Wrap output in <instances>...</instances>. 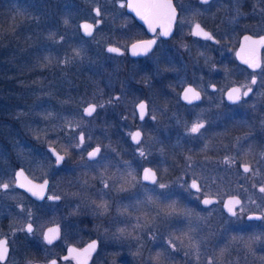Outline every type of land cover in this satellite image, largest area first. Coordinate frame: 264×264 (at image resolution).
Here are the masks:
<instances>
[{
  "label": "rangeland",
  "instance_id": "374dc122",
  "mask_svg": "<svg viewBox=\"0 0 264 264\" xmlns=\"http://www.w3.org/2000/svg\"><path fill=\"white\" fill-rule=\"evenodd\" d=\"M11 1L10 8L14 6L13 14L19 19L12 22L8 28L0 20V54L4 53V57H0V78L10 83L5 84L8 86L7 89L0 86V183L8 182L13 185L11 174L17 166L25 169L28 175L36 180L54 176L51 193L62 196L63 202L60 206L48 202L44 205H34L25 197L14 193L13 187L7 191H0V238L7 236L10 245V255L6 264H14L17 260L22 240H40L43 227L52 222L63 226L61 243L79 242L82 245L96 238L99 241L98 250L103 252L113 251L114 246L122 247L126 251H129L130 246H135L137 251L143 247L150 249L157 245L163 249H171L168 242L172 240L180 251L174 253L176 257L170 256L172 252H163V256L162 253H156L162 257L168 256L164 259L168 261L165 264H209V258H212L213 264H251L250 259L257 244V240L253 241L252 238L264 237V219L255 223L247 221L245 215L264 210V193L259 192V186L264 184L262 156L264 143L253 149L249 148L244 155L241 153L240 156H232L242 163L250 164L253 169L260 170L259 174L254 176L251 173H238L239 186L232 184L220 188L208 187L205 179L201 177L199 182L203 191L196 193L189 190V179L200 177L202 173L200 167L203 165L202 160L195 161L187 150L181 149L182 159L179 162L180 167L177 168L179 172L174 178V181H177L176 186L173 188L169 186L166 189H160L158 185L144 187L137 170L141 167L143 159L157 160L160 156L158 153H161L156 151L157 140L154 135L145 136L140 145L127 150L130 159L121 160V154L124 152L122 150L116 152L112 147V143L106 138L109 133L107 126L97 124L98 114L91 117L82 114L87 102L75 105L76 108L72 109L70 118L64 119L59 103L52 100L50 87L52 76L50 74L47 80L44 73L42 74L54 66L70 65L76 58L83 57L90 66L94 55L100 54L103 57L102 61L105 62L111 59L103 49L115 32L112 22L124 20L121 12L122 2L87 0L89 1L87 7L82 0L79 2L71 0L70 4L66 2L63 7L57 4L56 10L54 5L58 0L51 3L52 5H46L45 2L36 5V0H32L31 3H28L30 0ZM93 6L101 10L99 17L101 25L96 27L92 37L84 38L77 24L82 18L95 21L97 17L91 11ZM261 8H264V4H260L259 9ZM58 14L63 19L60 17L59 19ZM65 18L69 20L67 25L64 24ZM255 31H264V14L260 13V23ZM22 34L26 43L20 46L19 37ZM224 48L228 51L226 47ZM7 50L10 51L6 52ZM74 50H79L80 56H75ZM191 58L185 59L181 52L179 68L218 69L213 64L209 67L205 59ZM65 60L69 62L62 63ZM18 63L21 65L19 70L14 67ZM30 64L32 68L29 67ZM224 71V82L227 85L252 87L253 94L248 100L259 102V105L251 106L259 107L258 116L262 119L257 126L264 127V71L250 74L236 67ZM238 74H242L239 81L236 79ZM253 76L256 77V84L250 83ZM185 78L186 75L180 77L181 85ZM20 90L24 93L22 104L9 103L10 100L5 99L10 96L20 97ZM24 98H29L30 101L25 102ZM98 103L97 105L101 104L102 108L107 109L106 103ZM97 108L99 110L100 107ZM243 110L247 111L246 106ZM199 114L201 115V112ZM70 122L74 126L78 125L75 131L69 127ZM123 126L122 132L128 137L132 130L131 125ZM80 132L84 133L85 143L78 148L76 144ZM48 145L56 147L68 159L71 156L85 157L86 152L95 145H100L102 152L95 162L83 161L86 171L89 172L86 179H74L73 183L61 188L60 184L65 180L58 178L59 172L54 168V160L46 150ZM140 148L145 151L144 157L139 153ZM153 150L156 152L151 156ZM187 157H191V167ZM69 162L63 168L68 175L75 167ZM166 174L163 172V175ZM105 182L108 184L107 188L104 186ZM74 183L78 185L75 191L69 189ZM97 183L98 189L95 188ZM171 190L178 191L184 201L178 204L177 199L171 196ZM230 194L242 198L243 211L240 210V206L235 217L223 214L220 204L205 208L199 202L203 195L223 198ZM95 196L99 199L97 200ZM141 197L145 199L144 205L140 203ZM102 200L108 204L107 211L97 209L95 206ZM173 202L174 212L169 208ZM191 202H195L197 207H191ZM18 205L23 206L24 212L20 211ZM29 211L35 229L34 234L19 231L29 222L27 216ZM109 213L113 215L115 213V218H107ZM120 229H124V232L121 233ZM186 232L192 238L191 242L183 235ZM249 244L251 250L247 246ZM122 254L127 255V252ZM132 254L140 255L138 252ZM148 255L151 257L147 260L153 262L161 260L152 253Z\"/></svg>",
  "mask_w": 264,
  "mask_h": 264
},
{
  "label": "flooded vegetation",
  "instance_id": "af4514ba",
  "mask_svg": "<svg viewBox=\"0 0 264 264\" xmlns=\"http://www.w3.org/2000/svg\"><path fill=\"white\" fill-rule=\"evenodd\" d=\"M119 1L125 4L124 7H121L124 20L112 22V28L115 32L103 49L104 53L111 59L105 62L102 61L103 57L100 54L94 55L91 58L92 64L90 66L86 63V59L82 58L84 59L83 63L90 68L92 73L93 94V101L87 102L84 107L90 103H106V110L102 107L99 110L97 108L93 115L98 114L97 124L107 126L109 133L106 135V138L112 143V147L116 152L121 150L124 152L121 154V160L130 159L127 150L140 145L145 136L149 134L154 135L157 140L156 151L161 152L162 154H158L163 156L164 159L160 156L157 160L147 161L143 159L141 167L137 171L140 182L144 187L155 185L141 179V172L147 167L156 172L159 183L162 181L163 184H167L172 188L176 186L177 181H174V178H176L179 172L177 168L180 167L179 162L182 159L181 149L187 150L195 161L202 160L203 166L200 167L202 172L200 177L205 179L204 182L208 184V187L220 188L232 186V184L239 186L237 175L240 172L247 174L243 172L242 168V165L247 163L236 160L235 164L229 166L222 163V161L226 156L236 157L240 156L241 153L244 155L245 151L249 148L253 149L259 144L264 143V127L257 126V123L262 119L258 116L259 107L251 106L253 104L259 105V102L254 103L248 100L253 94V89L247 96L241 95V99L237 102L228 99L227 94L230 88H240L241 85H227L224 82V70L236 67L242 72L250 74L264 71V46L260 48L261 64L256 70L249 68L236 58V50L240 45L243 35L249 34L253 37L264 35V31H255V28L260 23V4H257V0H239L238 7L242 14L237 15V4L234 0H209L207 4L203 3L202 0H172L176 16L171 23V30L168 35H163L160 22L153 21L155 31H152L145 19L143 22L138 21L127 9V0ZM96 7L93 6L91 8L95 16L96 14L93 9ZM254 7L257 8L255 12L253 11ZM97 19L99 17L95 21L87 18H82L80 21L86 20L95 24ZM197 23L200 24L205 32L211 35V39L193 34L195 24ZM96 27L94 28L93 35ZM153 39H155V44L152 45L147 53L133 55L131 50L132 44ZM108 45L120 48V53L108 52L106 49ZM181 52H183L185 59L189 60L191 57L205 59L209 67L213 64L218 69L200 68L190 70L179 68L178 60ZM43 73L48 80L51 69H47ZM184 75L187 78H185V81H182L183 84L181 85L180 77ZM239 76H242V74L236 75L237 81L240 80ZM186 86H191L199 92L200 99L198 101L189 103L182 100L181 93ZM246 89L247 87L242 88L241 91L243 92ZM12 97L10 96V98ZM15 98L17 99L18 97ZM15 102L17 101L13 100L9 103ZM141 102L147 105V114L143 120L140 119L138 108ZM245 106L247 111L243 110ZM255 108L257 111H253ZM200 112L201 115L199 114ZM197 114L199 115L197 116ZM153 116H155V119H152ZM198 120L204 122V128L198 134H189L187 127H190L193 122ZM127 124L131 125L132 130L130 134L135 130L141 131L142 135L139 144L132 141L130 134L127 137L122 132L123 125L126 126ZM118 128L119 130L117 131ZM97 146L100 145L91 147L86 152L85 157L71 156L68 159L64 154L65 160L62 164L59 166L54 165V168L59 172L58 178L65 180L64 182L61 181L63 182L60 184L61 188L73 183L74 179H86L89 172L86 171L87 168L84 167L83 161L95 162L98 159L101 153L95 160L90 161L87 157V153ZM156 151L153 150L151 156ZM68 161H70V165L75 166L69 175L63 169ZM19 167L17 166L11 174L14 193L25 197L34 205L47 204L45 202L59 206L62 204L63 199L60 195L61 199L58 201L47 199L50 195H56L51 193L54 176L42 179L48 181L43 199H34L25 191L16 187L14 173ZM163 172L167 173L166 176L163 175ZM26 174L28 175L27 172ZM194 178L189 179L188 185ZM68 182L70 183L67 184ZM77 186L74 183L73 187L69 189L75 191L78 189ZM95 188H99V183L96 184ZM189 190L191 189L189 188ZM193 192L199 193L197 191ZM171 196L177 199V203L180 204L181 197L178 191H172ZM205 196L213 197L216 200L213 204L203 206L201 199ZM226 196L220 198L214 195H203L200 197L199 202L205 208L220 204L223 214L228 217H235L237 214L230 216L222 208V202ZM141 198L140 203L144 205L145 199L144 197ZM190 205L193 208L197 207L195 202H191ZM239 207H236V213H238ZM253 213L264 217V210ZM248 214L245 215L247 221L258 223L261 220L256 218L249 219L247 218ZM107 218H115V213L114 215L109 213ZM53 226H59V236L52 244H47L43 239V233L46 228ZM62 230L63 226L61 224L52 222L43 227L41 236H39L40 240H22L23 243L20 246V252L14 264H29V262L31 264H49V261L53 259L57 260V264H76L73 257H69L68 260L63 259L67 254L68 246L74 245L78 249H81L91 240L96 242V247L93 253L89 255L88 264H165L168 261H164V259H167L168 256H166L167 258L162 257L163 252H172L170 256L174 257H176L174 253L180 252L176 247L174 249H163V247L158 245L150 249L143 247L138 251L135 246H130L129 251L124 250L122 247L114 246L113 251L103 252L98 250L99 241L96 238H92L82 245L79 242L61 243ZM259 243L260 239L257 240V245ZM123 252H127V255H123ZM134 252H138L140 255L135 256L132 254ZM148 253H152L155 256H157L156 253H162V256H159L161 260L159 262L147 260V258L151 257ZM250 260L251 264H259L254 255H252V259ZM174 262L177 263L178 261Z\"/></svg>",
  "mask_w": 264,
  "mask_h": 264
},
{
  "label": "snow or ice",
  "instance_id": "6c2138e0",
  "mask_svg": "<svg viewBox=\"0 0 264 264\" xmlns=\"http://www.w3.org/2000/svg\"><path fill=\"white\" fill-rule=\"evenodd\" d=\"M202 2L207 4L209 2V0H202ZM234 2L237 4V8H236L237 15L242 14L240 12L239 7H238L239 0H234ZM257 4H264V0H257ZM124 6H125V4L121 3V7H124ZM127 7L133 8L136 11L138 16H140L142 19H145L149 23V27L152 31H155V28L153 27V21L160 22L163 35H168L169 31L171 30V23L175 19V16H176V10L172 4V0H136L135 3H133L132 0H129ZM93 11L95 12L97 17L101 16V10L99 7L94 8ZM253 11L254 12L257 11V8L254 7ZM259 11L261 14H264V8L259 9ZM100 23H101V20L97 19L95 24L84 23V24L80 25V27L83 29L85 35L92 36L94 28L96 26H98ZM64 24L65 25L69 24V20L67 18L64 19ZM193 34L194 35H202L207 39L212 38L209 33L205 32L201 28L199 23L195 24ZM61 39H63V37H61ZM245 41H251L253 45L264 46V36L259 37L258 40H252L251 37L246 36ZM153 44H155V39L148 40V41H139L137 43H134L131 45L132 53H133V55H138L141 53H147L151 49ZM107 51L111 52V53H120L121 50H120V48L110 46V47H108ZM251 51L254 53L255 49H252ZM74 53H75V56H80L79 50H74ZM68 62H69L68 60L62 61V63H68ZM244 62L249 64V66L252 67L253 69L260 67L259 62L256 61L255 59H247ZM250 83L251 84L257 83L255 76H253ZM245 87H247V90L242 92L241 89L245 88ZM251 91H252V88L250 85H248V86L242 85L240 88L231 89L228 92L227 97L230 101L237 102L241 99V95L247 96L249 94V92H251ZM190 93H191V95H189ZM184 99L188 100L189 103H191L192 100L199 99V93L195 92V90L191 89V88L185 89ZM97 107H103V105H97L94 103H90V104H88L87 107H85L83 109V113L86 116H92L93 113L96 111ZM138 108H139V113H140V119L143 120L145 115L147 114V105L145 103L141 102L138 105ZM152 119H155V116H153ZM204 126H205L204 122L198 120L196 122H193L190 127H187V132L189 134H198L201 132V129H203ZM69 127H71L73 129V131H75L76 128L78 127V125L74 126L70 122ZM130 135H131V138L133 141H135L137 144L140 143V138L142 135L141 131L137 130L136 132H133ZM84 143H85V136H84V133L81 132L79 135L78 143L76 144V147L79 148L82 145H84ZM50 151L53 153V155H55V161H56L57 165L61 164L65 160V156L57 153L55 151V149H50ZM100 153H101V147L100 146L93 148L91 151H89L87 153L88 160H90V161L95 160V158ZM139 153L142 157H144L146 155L143 148L139 149ZM262 156H264V153H262ZM187 159L189 161V166L191 167L192 166L191 165V157H187ZM222 163L231 166V165L236 163V158L226 156V157H224ZM242 167H243L244 173H251L253 176L259 174V171H260L258 168L253 169L250 164H243ZM22 176H23V170L22 169L15 173L17 185L19 187H26L27 190L29 192H31L34 196H37L38 198L43 199L44 198V190L47 187L48 181L45 180L44 183L41 185H31V182H28V185H31V186H28L26 184L19 182L20 177H22ZM142 178L144 181H150L152 184L158 185V187L160 189H166L169 187V185H167V184H163V183L158 182L156 172L153 171L151 168H144ZM200 180H201V177L196 176V178L192 179L191 183L188 185V188L195 189L197 192H202L203 189L201 187V183L199 182ZM13 186L14 185H10V183H8V182L0 183V191H7ZM104 186H105V188L108 187L107 182H105ZM253 186H255V185H253ZM34 189H39V191H35ZM259 192L264 193V184L259 186ZM47 199L53 200V201H58L61 199V197L59 195H50L47 197ZM202 203L205 205H210V204L214 203V200L210 199V198H205L202 201ZM253 203H254V201H253ZM223 204H224V207L227 209V211L233 216H235L237 214L236 213V206H241L240 210L243 211L242 201L238 197L230 196L227 201H223ZM174 205H175V202H173L171 205H169V208H171L173 212L175 210ZM95 206L97 209H100L103 211H107V208H108L107 202L103 201V200L100 203L96 204ZM18 207L20 208L21 212H24V208L22 205H18ZM169 214H171V213H169ZM27 216H28L29 222L23 228L19 229V231H23L27 234H34L35 229L33 227V223L31 222V212L30 211L27 212ZM252 218L264 219V217H249V219H252ZM15 231L16 230L14 229L13 235H15ZM59 231H60L59 226H56L54 228H48L47 231H45L43 233L44 241L47 244H52L53 241L58 238ZM120 232L123 233L124 229H120ZM183 235L188 237L189 241L191 242L192 238L189 236V234L187 232L184 233ZM177 239H180V238L177 237ZM259 239H260L259 236L252 238L253 241L259 240ZM168 243L173 249L176 247L175 243L172 240H169ZM192 246L196 247L195 244H192ZM247 246L249 247V250H251V244H249ZM95 247H96V242L93 241L90 245H88V248H86L84 251H85V253H88V252L94 250ZM9 252H10L9 240H8V237L5 236L4 238L0 239V264H6L8 257H9ZM68 252H69V255L63 257L64 260H68L70 256H72L73 258H77L80 255L79 253H76L75 249H72V248H69ZM157 256L159 257V254H157ZM29 264H31V262H29ZM49 264H57V260L53 259V260L49 261ZM78 264H79V261H78ZM209 264H213L212 258H209Z\"/></svg>",
  "mask_w": 264,
  "mask_h": 264
},
{
  "label": "trees",
  "instance_id": "16d2710c",
  "mask_svg": "<svg viewBox=\"0 0 264 264\" xmlns=\"http://www.w3.org/2000/svg\"><path fill=\"white\" fill-rule=\"evenodd\" d=\"M55 1L56 0H43V1L36 0L35 4L36 5H38L39 3L44 4L45 2L46 5L48 4L52 5L51 3H54ZM75 1L79 2L81 0H75ZM11 2H12L11 0H0V20H2L1 22L5 25L6 28L10 27L12 22L19 19L18 16L16 17V15L13 14L14 6L10 8ZM31 2L32 0H30L28 3H31ZM66 2L70 4L71 0H58V2L55 3L54 5L56 10H58V5L60 7H63ZM82 3L86 5L87 7L89 6V1L87 0H82ZM57 17L58 18L60 17L61 19H63V17H61L60 14H58ZM23 35L24 34H22L19 37L18 45L20 46L26 43L25 40H23L25 38V36ZM9 51L10 50H7L6 52H9ZM0 57L1 58L4 57L3 52L0 54ZM15 57L18 59V55H16ZM49 57L51 59V56ZM82 58L83 57L79 59L76 58V60L74 59L72 64L64 66V67L54 66L51 68L52 81H51L50 87L52 90V100L55 103H59L61 110H62L61 113L62 115H64V119L66 120L70 118L72 109L76 108L75 105L81 104L83 102L93 101L92 73H91L90 68L83 63L84 59ZM20 59L22 60L23 57L21 56ZM14 67H17V69L19 70L21 65L20 63H18V65L15 64ZM29 67L32 68V64H30ZM5 84H10V83H8L7 81H3V79L0 78V86L1 88L3 87L2 89L8 87ZM23 97H24V93L22 92V90H20V97L18 96L17 99L14 96L12 98L6 97L5 99L10 100V101L14 100V101H17V103H21L23 102L22 101ZM24 101L28 102L30 101V99L24 98ZM180 201H181L180 203H182L184 199L180 198ZM260 240H261L260 243L258 245L257 244L255 245L254 254L252 250V254L254 255L255 258H257V260L259 261V264H264V239L262 236H260Z\"/></svg>",
  "mask_w": 264,
  "mask_h": 264
},
{
  "label": "water",
  "instance_id": "95a60500",
  "mask_svg": "<svg viewBox=\"0 0 264 264\" xmlns=\"http://www.w3.org/2000/svg\"><path fill=\"white\" fill-rule=\"evenodd\" d=\"M132 2L135 3L136 0H132ZM128 3H129V0H127V4H128ZM127 9H128V10H129V11H130V12L136 17V19H137L138 21H140V22H143V21H144V19H142L140 16L137 15L136 11H135L133 8L127 7ZM84 23H88V24H92V23L89 22V21H86V20H82V21H80V22L78 23V28H79L80 34H81L83 37L88 38V37H90V36L85 35L83 29L80 27V25H82V24H84ZM246 36L251 37L252 40H258L259 37L264 36V35H260V36H257V37H253V36H251V35H249V34H245V35H243L242 38H241L240 45H239L238 49L236 50V58L238 59V61L244 63V64L247 65L249 68L253 69L252 67L249 66V64L245 63L244 61L247 60V59H255L256 61L259 62V64H261V60H260V48H261L262 45H253L251 41H245V37H246ZM110 46H111V47H114V46H112V45H108V46L106 47V49H108V47H110ZM252 49H255V52H254V53L251 51ZM256 69H258V68H255L254 70H256ZM189 88L194 89V88L191 87V86H186V87L182 90V93H181V98H182V100H184V101H186V102H189V101L186 100V99H184L185 89H189ZM233 88H239V87H231L230 90L233 89ZM194 90H195V89H194ZM230 90H229V91H230ZM246 90H247V89H246ZM195 92L199 93L197 90H195ZM189 95H191V93H190ZM199 99H200V95H199ZM199 99H195V100H192V101H198ZM192 101H191V102H192ZM87 106H88V104H87L85 107H87ZM85 107H84V108H85ZM84 108H83V109H84ZM83 114H84V113H83ZM84 115H85V114H84ZM85 116H86V115H85ZM136 131H137V130H135V131H133V132H136ZM80 133H81V132H80ZM80 133L78 134V138H79ZM131 139H132V138H131ZM132 141H133V140H132ZM133 142L136 143L135 141H133ZM94 148H95V147H94ZM50 149H55V151H56L57 153H59L60 155H63V156H64V154L61 153V152H59L58 149H57L56 147H54V146H51V145L46 146V150L48 151V153L50 154V156L54 159V165H55V166H59V165H61L62 163L59 164V165L56 164V161H55V155H53V153L50 151ZM91 150H92V149H91ZM91 150H90V151H91ZM147 168H149V167H147ZM242 168H243V167H242ZM21 169L23 170V176L20 177V181H19L20 183H23V184H26V185H28V182H31V185H41V184L44 183L45 179L42 180V181H36V180L30 178V177L26 174V172L24 171V169L21 168V167L17 168V169L15 170V173H16L17 171H20ZM143 170H144V169H143ZM143 170H142V172H141V179H142V180H143V178H142V177H143ZM153 171H154V170H153ZM15 173H14V178H15ZM145 182H147V183H151L150 181H145ZM190 183H191V181H190ZM190 183H189V184H190ZM31 185H28V186H31ZM15 186L18 187L19 189H22L23 191H25V192H26L27 194H29L32 198H34V199H40V198H38L37 196H34L31 192H29V191L27 190L26 187H19V186L17 185V183H16V178H15ZM34 190H35V191H39V189H34ZM191 190H192V191H196L195 189H191ZM44 195H45V190H44ZM230 196L238 197V198L241 200V198H240L239 196H237V195H233V194H232V195H228V196H226V197L224 198L223 201H227L228 198H229ZM205 198L213 199L214 202H215V200H216V199L213 198V197L205 196V197H203V198L201 199V204H202L203 206H208V205H205V204L202 203V201H203ZM236 207H238V206H236ZM222 208H223V210H224L225 213H227V214L230 215V216H233V215H231V214L227 211V209L224 207L223 202H222ZM249 217H260V215H259V214H255V213H250V214L247 215V218H249ZM54 227H55V226H53V227H49V228H54ZM47 229H48V228H46L45 231H47ZM45 231H44V232H45ZM0 239H2V238H0ZM93 241H94V240L88 241V242L83 246V248H81V249H78V248L75 247L74 245H69V246H68V249H69V248L75 249V250H76V253H79V254H80L77 258H75L76 264H78V261H79V264H88V263H89V257H90L89 255H90L91 253H93L94 250H92V251H90V252H88V253H85L84 250H85L86 248H88V245H90ZM68 249H67V254H66V256L69 255ZM74 255H75V254H74ZM64 257H65V256H64ZM70 257H72V256H70Z\"/></svg>",
  "mask_w": 264,
  "mask_h": 264
}]
</instances>
